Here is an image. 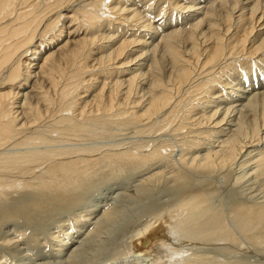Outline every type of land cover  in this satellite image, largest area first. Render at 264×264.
<instances>
[{"label":"rangeland","instance_id":"rangeland-1","mask_svg":"<svg viewBox=\"0 0 264 264\" xmlns=\"http://www.w3.org/2000/svg\"><path fill=\"white\" fill-rule=\"evenodd\" d=\"M189 1L191 0H179V4L176 5V2L174 3L172 0L170 2L166 0H126L125 5L137 13L140 12L138 13L139 17L136 15L138 18L134 17L135 19L132 21L121 22L118 20L121 23L113 24V28H110L111 34L116 36L110 35L109 29L106 33L110 36L108 38L112 36L114 39L109 41L106 37L105 46L111 52L118 45V42L115 45L114 42L120 37L122 39L123 36V38L139 36L142 43L139 41L136 42L137 46H129L122 53L123 56H118L116 61L113 59L115 62L113 65L106 63L103 73L94 70L95 73L91 76L92 82L90 81L92 86H82L88 89L86 88V91L84 90L81 95H84V98L87 96L86 99H88L94 92L96 94L106 89L103 91L105 95L109 89L108 86L117 80L123 87H119L120 90L118 89V96L114 98V102H123V100L125 101L123 92L126 89L124 86H127V79L132 76V73L138 74L137 80L134 79L131 84V87L133 86L131 96L127 100L129 104L123 107L126 109L134 104L133 109L140 112L149 96L147 92L151 78V61L157 59L158 72L164 79L167 78L171 70L168 55H163L160 50L161 36L172 29L181 28L182 31L195 29V27L192 28V24L195 20L205 17L208 9L213 10L211 18L218 23L222 31L221 34L223 33L222 36H225L224 33H226L225 37L229 39L223 38L225 41L229 40V45H234V43L239 45L237 42L247 31L248 35L245 34L247 38L249 37L245 44V48L248 46L247 50L241 49L240 51L238 47L241 46H237L236 53L231 56L233 59L231 57L228 59L231 62L230 66L228 65L220 74L211 73L210 77L215 75L216 78L207 84L210 87L209 90L200 92L194 90L193 87L186 86L179 92H175L172 103L174 104L177 100L179 109L173 113L174 115H168V118L165 117V114L159 113L150 118L131 122V120L124 119L123 115L111 117L110 112H103L97 115L99 118H96V122L94 118V122L93 119H90L91 124H88L90 120L84 121V123L86 122L84 124L86 127H82L84 130L81 128V130L69 131L67 135L65 132L62 136L59 135L60 133L57 134L60 130L43 124L42 128L40 127L41 131L35 133L42 139H38L39 142L36 140L37 143L28 141L31 143L1 145L0 154L36 149L56 151L86 149L93 155L131 150L143 155L156 151L159 156L141 164L129 161L113 162V164L103 161L94 166L84 177V183H81V186L73 191L70 208L61 209L62 205L58 203H55V206L48 205L49 209L46 207L45 211L37 210V215L35 212V214L30 213L25 221L22 218L17 221L16 218H7L14 209L13 215H15V212L19 211V208L21 209L19 206L22 203V206H25L26 201L33 199L32 196L35 200L39 197L49 200V197L57 195L56 191L53 193L39 189L35 191V188L30 189V187L28 190L21 187L15 190L8 189V193L4 194V197H0V264H71L70 254L79 246L80 241L93 233L96 225H100L104 215L112 207L117 210V213L113 214V218L109 221L107 217V219L104 217L105 227L101 228L100 235L98 234L94 239L93 252L89 254V259L85 264H153L155 253H159L161 256L154 264H168V260H171L169 264H178V262H185L184 264H264V0H256L257 2H254L255 0H226L223 3L219 0H212L213 2L195 0L194 2L198 4L193 8L199 7L197 11H192L187 7L183 8V4ZM254 3H256L255 6H253ZM228 11L231 12L230 18L232 19L229 20L230 31L225 32L224 29L227 25L223 20ZM140 17L141 19H139ZM136 19L139 20L136 21ZM206 20H208L207 17L205 20H201L195 35L207 30L209 20ZM249 24H252L250 28ZM142 26H144V30ZM153 26L155 28L151 29ZM105 29L107 28L105 27ZM199 30L202 32L198 33ZM239 33L242 34L241 37ZM198 37H200L197 40L198 43L201 42L200 49H205L206 44L203 45L202 37ZM232 38L235 40L232 41ZM182 42H180L182 49H188L191 45L189 41ZM262 42L263 44H261ZM257 44L259 50L254 51ZM128 52H136L133 57L137 55L139 59L136 58L133 61L131 56L133 64H129L130 61L127 65L122 64L123 67L118 68L119 62L123 61V57L127 56ZM202 55L200 63L204 57ZM160 56L164 59H160ZM197 64H194L195 71H202L199 69V62ZM119 69H122V72H118ZM200 77L207 76L202 73L198 77H194L193 81ZM104 81L107 87L100 90ZM135 83H137V87ZM134 90L136 92L133 93ZM87 92L88 95L85 94ZM141 97L142 99H140ZM131 100H135V103H130ZM215 106L216 109H214ZM92 108L94 109V107L90 109ZM214 111H217V114L212 116ZM64 113L71 114L70 111ZM75 113L78 114V111ZM185 116L187 119L184 118ZM221 118L223 120L219 122V125L214 126L213 122ZM230 139L236 147L235 154L231 158L222 156L227 151L225 148H228L229 142L225 141ZM212 151L216 153L212 154L213 163L202 166L207 152ZM259 153L262 154L259 156ZM74 155L76 154L74 153ZM41 164L35 165L34 174L29 173L26 177L32 179L37 171L39 174L44 173L45 165ZM180 173L183 174V177L180 175L177 178ZM145 185L146 189L142 194L141 187ZM176 185L177 187H175ZM189 194L196 197L195 205L189 204L182 207L183 209L179 208L177 206L178 199ZM128 196H134V199L131 197L129 200ZM122 202L126 204V208ZM1 205L11 212H6ZM117 206L120 207L117 208ZM54 210L55 212H53ZM1 214L7 216L4 218ZM19 214L17 212L16 217ZM100 215L102 216L100 217ZM125 218L129 222H125ZM254 219L259 220L255 221ZM148 222L151 225L148 226L147 231L145 230L146 232H142L143 226ZM129 225L130 228H128ZM121 227L125 230L122 234L121 230L118 231ZM160 229H163L164 234L155 238L148 251L144 250L146 254L138 253L133 249L137 231L146 234ZM94 253H97V256Z\"/></svg>","mask_w":264,"mask_h":264},{"label":"bare ground","instance_id":"bare-ground-1","mask_svg":"<svg viewBox=\"0 0 264 264\" xmlns=\"http://www.w3.org/2000/svg\"><path fill=\"white\" fill-rule=\"evenodd\" d=\"M166 1L170 2L171 0H166ZM173 1L174 3L176 2V5L179 4V0H172V2ZM194 1L195 0H191L189 2H186V4L184 3L183 8L187 7L188 9H192V11H197L199 7L198 8H193V7L198 3ZM224 1L226 0H219V2L221 3H223ZM254 2H257V1L255 0ZM125 3H126V0H116V1L114 0L113 2H111L110 0L109 2H106V0H0V146L4 144H9V143H15V144H20L23 142L27 143L28 141H31V142L35 141L33 143H37L38 139L40 140L41 138L38 137L39 135L35 133H39L41 131L40 129L42 128L41 126L43 124L48 125V127L53 126L58 131L60 130L64 132L62 133L59 131L57 133V134L60 133L59 135L65 134V132L67 135L69 131H76L78 129L81 130V128L85 126L84 124L86 122L84 123V121L86 120H90L94 118L96 122L97 120L96 118L98 117L97 115L102 114L103 112H110L111 117H113V115L114 116L123 115L124 119L131 120V122L132 121L137 122L138 120H141V119L150 118L151 116L155 114H159V113L165 114V117H167L168 115L172 116L174 115L173 113L177 109H179L177 108V104H178L176 103L177 100L175 101V99H173L175 102L174 104L172 103V98L173 96H175L173 94L175 92L177 91L179 92L182 88H185L186 86L189 88L193 87L194 90H198L200 92L210 88L209 86H207V84L210 83L211 81L213 82L216 78L215 75L218 73L220 74V72H224L225 68L228 67V65L231 63L228 61V59H230V57L236 53L237 46H241V47H238L240 48V51L241 49L243 50L248 47L247 46L245 48L246 41L249 38V37L247 38V35H248L246 33L247 31L244 32L247 35L244 34L243 37H241L242 34L239 33L241 37L240 39V37L238 36L240 40L237 43L239 45L232 42L234 38H232V41H231L232 43H234V45L232 44L229 45V42H228L229 40L225 41V39L223 38L226 36V33H224L225 36H222L223 33L221 34L222 31L218 23L211 18V16L213 15L212 13L213 10L208 9L205 13V17L203 16L199 20L194 19L195 22L192 24V28L195 27V29H189L187 31H182L181 28L172 29L169 32L161 36L162 43H161L160 50L163 55H168L167 58H169L168 60L170 61V64H171V70L167 78L164 79L161 77V75L158 72L159 64L157 62V59H153L151 61V67H150L151 68L150 69L151 78H150V82L148 83L149 86H148V92H147L149 96H148V99H146L147 103L145 102L146 104H144L145 106H143L140 112L139 111L136 112L137 110L135 111L133 109L134 108L133 103H135V100H131L130 103H132L133 105L126 108L128 110L124 109L123 107V106H128L129 104L127 100L129 99L128 97L131 96L130 95L131 88L133 87V86L131 87V84L138 75L134 73H132V76H130L127 79V86H124L126 87V89L123 92L125 101L123 100V102H118V101L114 102V98L118 96V89L121 86V83L117 80L116 81L114 80L115 82L113 81L112 82L113 84L111 83V86L108 84L109 89H107V92H105V95L103 93V91L106 90L104 89V87L106 86L105 81H104V84L100 86V90L101 89H104V90L99 91L96 94H94L95 93L94 92L92 97L86 99L87 96L84 98V95L82 96L81 94L87 87L84 88L82 86H86V85H90L88 87L92 86V84H90V81H91V76L95 73V71L97 70V72L103 73V71L106 69L105 67L106 63L113 65V62H114L113 59H115L116 61L118 56L120 55L123 56L122 53L125 52L129 46L131 45L135 46L137 44L136 42H139V41L141 42V40L139 39V36L136 38H131L130 36H128L130 38L128 37L123 38L124 37L123 36L122 39H120L121 37L119 36L120 38L114 42V45L117 42H118L117 43L118 45H116V47L114 46L115 48L113 47L114 49L113 50L111 49L112 50L111 52L105 46V42H106L105 39L107 40V38L110 37L109 34L112 36H116L114 34H111L110 28H113V24L115 23L118 24V23H121L122 21H125V22L130 21V20L132 21L135 19L134 17L136 18L139 17L138 13L140 12L137 13V11H135L134 9L127 7ZM255 4L256 3H254L253 6H255ZM218 11L221 12V10H218ZM251 12H253V10H251ZM230 13L231 12L228 11V13L225 14L224 16L223 21H225V25H227L226 28L224 26L225 32L228 30L230 31L229 20L232 19L230 18L231 17ZM206 17L209 20L208 28H207V25L205 26L207 30L204 29L205 31L202 32L201 31L202 29L200 28L201 30H199L198 33H200V31L202 33L198 35L196 34L197 35L196 36L195 31L199 29L197 27H200L199 24L201 20L202 19L205 20ZM139 19H141V17ZM118 20H121V22H119ZM138 20L136 19V21ZM150 22L152 23V21ZM134 23L135 21L133 22V24ZM145 24H142V25H145ZM146 25H149V24H146ZM223 25H224V22H223ZM251 25L249 24V28L251 27ZM105 27L107 29H105ZM155 27L153 26V28L151 27L149 28L154 29ZM246 27L245 29L247 30ZM142 28L144 30V26H142ZM108 30H109V34H106ZM236 31L238 30L236 29ZM98 32L100 33L98 34ZM112 36L111 38H108L109 41L110 39L111 40L114 39V37L112 39ZM198 36L202 37L201 39H203V42H204V43L202 42L203 45L206 44L204 46L205 49L204 48L200 49L201 47H199V44L201 42L198 43L199 41L197 40L200 38ZM227 39L229 38H226V40ZM184 41L190 42L191 45H189L190 47L188 49L181 48L182 44L180 45V42L184 43ZM261 44H263V42ZM257 45L256 47L252 46L255 49L254 51L259 50V45L258 46ZM155 48H158V47H155ZM263 51H264V48H263ZM129 52L127 56L123 57L124 58L123 61L119 62L120 66H118V68L123 67V65L124 66L127 65L128 62L131 61V59H133V61L136 58L139 59L137 55H136L137 57L136 56L133 57V55L136 52L135 53L133 52L129 53ZM251 54L253 53L251 52ZM201 55L204 57H203L202 62L200 63V59H202V57L200 58ZM162 58L163 57L160 56V59ZM231 59L233 58L231 57ZM198 62L200 65L199 69H202V71L200 72L195 71L194 64H197ZM129 64H133V62L131 61ZM197 67H198V64L196 65V68ZM120 71L122 72V69L118 70V72ZM130 71L132 72V70ZM137 73H139L138 70H137ZM202 73L204 74V76H207V77H203V78L200 77L201 79L199 78L198 80L193 81L194 77H198ZM211 73L215 74V75L212 74L214 75V77H210ZM135 84L137 87V83ZM120 92L122 94V91ZM134 92L136 91L134 90L133 93ZM85 94L88 95V92ZM140 99H142V97ZM180 102L179 104H181ZM91 107H94V109L93 108L90 109ZM214 109H216V106ZM66 111H70L71 114L70 115L65 114L64 112ZM76 111H78V114L75 113ZM216 112L215 111L214 113L212 112V116L216 115L217 114ZM107 114L109 116V113ZM184 118L187 119V116H185ZM94 119L92 120L93 122H94ZM222 120L223 119L221 118L220 120L213 122L215 123L214 126L217 124L219 125V122ZM90 122L91 120L88 122V124ZM56 129L55 131H57ZM82 130L84 129L82 128ZM230 141L231 139L228 141L226 140L225 142L230 143ZM31 142H28V143H31ZM229 143H228V148H225V150L227 149L226 153L223 154L222 156H226V157L229 156L231 158V156L235 154L234 152H235L236 147H235V144L232 143V141L230 144ZM213 151L207 152L208 154L206 155V159L202 161L204 162L203 163L204 165L202 164V166H207L213 163L214 161L213 155L216 154L214 153L215 151L214 152ZM74 153L76 155H74ZM90 153L92 152L86 149H78L75 151L68 150V149L60 150V151L59 150L58 151L49 150V149L47 150L36 149L32 151H29V150L15 151V152H8L5 154H0V197L3 196L4 194H7L8 189L15 190L16 188H20V187L24 189L27 188V190H28V187H30V189L35 188V191L36 189H39L42 191L44 190L49 191L51 193L56 191L55 193L57 194L55 196L53 195V197L48 196L50 198L49 200L42 198V197L40 198L39 196H38L39 198L37 197L38 199L35 200L34 196H32L33 193L31 192L32 195L31 194L30 195L33 197L34 200L29 199L28 201H26V205L24 204L25 206H22L23 203L21 204V206H19L21 207V209L19 208V211H17L18 214L20 212L18 217H16L17 212H15V215H13V211H15L14 209L11 213L12 215L10 214V216H8L7 219L16 218L15 220L17 221L19 218H22L25 221V219L29 216L30 213H33V214L36 213L37 215L38 214L37 210L45 211L48 205L55 206V203L62 205L61 209L69 207L72 203L73 195L71 194L73 193V191L77 187L81 186V183H84L83 182L85 180L84 177L87 176V174L94 168V166L102 163L103 161H108L112 163L113 162L123 163V162L129 161V162L141 164L148 160H151L153 157L158 155L156 151L143 155V154H138L136 152L134 153L131 150L130 151L126 150L123 152H108V153H103L102 155H93ZM261 154L259 153V156ZM40 163H42L41 165H45V172L44 173L41 172L39 174L37 171L36 175L34 177L32 176L33 177L32 179H29V177H26L29 173L34 174V170L36 169V167L34 166L35 165L37 166ZM200 166H201V163H200ZM180 175H182L183 177V174L180 173L178 174L177 178ZM175 187H177V185ZM144 189H146V185L141 187L142 194L145 191ZM191 195L194 196L193 194ZM191 195L189 194L186 196H181L182 198L178 199L177 201V206H179V208H182V207L184 208L186 205H189V204L193 205L194 203H196L195 202L196 197L195 196L192 197ZM128 197L126 198H128L129 200H131L130 199L131 197H133L132 199H134V196H128ZM2 201L3 200H1V202ZM123 202L125 203L124 200ZM123 202H122V205H124L125 207L126 204H123ZM3 205L1 206L3 207ZM122 205H121V208H123V211H125ZM49 207L47 208L49 209ZM118 207L120 206H117V208ZM7 211L9 210H6V212ZM53 212H55V210ZM256 212L258 211L256 210ZM115 213H117V210H115L112 207L110 208L108 213L104 215V217L105 218L107 217L109 221L113 218L112 215ZM259 214L261 213L259 212ZM4 216H7V215H4ZM101 216L102 215H100V217ZM257 216H262V215H257ZM104 217L103 219L101 218L102 221L99 218V221H101L100 225L97 224L96 225L97 227L94 229L93 233L87 236L83 241H80L81 243L79 244V246L77 245L78 247L73 251L72 254H70L69 259L71 261V264H85L86 260L89 259V254L93 252V248L95 246L94 239H96V236H98V234L100 233L101 228L105 227ZM257 218L260 219V217H257ZM258 220L256 219L255 221H258ZM126 221L129 222V220L125 218V222ZM149 225H151L149 224V222L148 224L144 225L142 232L145 230L147 231ZM248 226L250 227V225ZM128 228H130V225ZM119 230H121L120 231L121 234L125 232V230H123V227L119 228L118 231ZM137 232L135 233L136 238L133 242V249L136 252L143 253V254H146L144 250L147 249L148 251L150 244L155 240L157 236L159 235L162 236L164 234L163 229L162 230L160 229L159 231L155 230L149 233L147 232L146 234H143V233L141 234L140 233L141 231L140 232L137 231ZM76 242L78 241L76 240ZM96 254L94 253V255ZM160 256L161 255H159V253H155V255L153 256L154 260L152 258L153 262L156 263V261H158V258H160ZM170 261L171 260H168L167 263L169 264ZM184 263L178 262V264H184Z\"/></svg>","mask_w":264,"mask_h":264}]
</instances>
